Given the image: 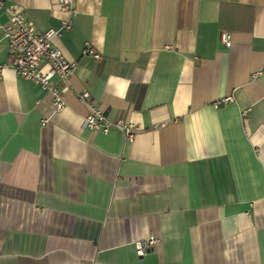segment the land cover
<instances>
[{"label": "crops", "instance_id": "crops-1", "mask_svg": "<svg viewBox=\"0 0 264 264\" xmlns=\"http://www.w3.org/2000/svg\"><path fill=\"white\" fill-rule=\"evenodd\" d=\"M7 1L43 32L67 18L60 0ZM75 7L53 38L77 64L54 79L64 110L43 125L50 94L0 76V264H264V0ZM8 20L0 8V64ZM84 91L143 129L127 141L86 128Z\"/></svg>", "mask_w": 264, "mask_h": 264}, {"label": "built area", "instance_id": "built-area-1", "mask_svg": "<svg viewBox=\"0 0 264 264\" xmlns=\"http://www.w3.org/2000/svg\"><path fill=\"white\" fill-rule=\"evenodd\" d=\"M8 2L0 0V8L5 9L9 17L3 32L10 47L11 57L8 63L0 64V76L4 69L11 67L17 74L36 82L50 94L49 105L42 115V123L45 125L66 107L61 84L55 83L54 79L62 83L68 82L77 67L76 62L70 61L63 50L53 43L56 35L73 28V19L76 15L75 0H60L61 8L66 12L67 18L61 29H50L44 32L33 26L25 13L17 9L14 2ZM220 40L223 46L231 47L232 37L229 31H221ZM84 53L95 59L101 58V54L90 47H87ZM43 64L49 65L45 73L41 72ZM79 98L89 110L84 117L83 124L86 128L102 133L117 129L122 132L127 141H133L137 133L143 129L141 125L125 119L112 120L103 109L91 101V96L87 91L82 92ZM229 99V97L222 98L216 102V105L225 103ZM156 241L157 237L154 235L138 241L136 243L137 255L147 254L152 250Z\"/></svg>", "mask_w": 264, "mask_h": 264}]
</instances>
